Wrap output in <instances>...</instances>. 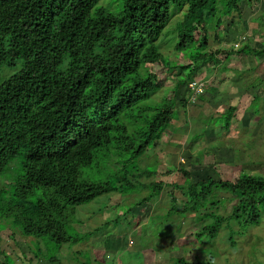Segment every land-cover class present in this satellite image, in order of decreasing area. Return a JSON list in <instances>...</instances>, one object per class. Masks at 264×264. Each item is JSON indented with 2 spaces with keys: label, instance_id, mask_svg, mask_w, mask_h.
I'll return each instance as SVG.
<instances>
[{
  "label": "trees",
  "instance_id": "16d2710c",
  "mask_svg": "<svg viewBox=\"0 0 264 264\" xmlns=\"http://www.w3.org/2000/svg\"><path fill=\"white\" fill-rule=\"evenodd\" d=\"M97 1L0 0V176L19 160L15 176L0 188V232L33 238V245L25 244L18 253V261L29 264L31 258L44 259L36 239L44 238L47 249L95 235L98 228L77 237L66 234L77 206L102 195L142 191L146 195L133 205H150L166 187L181 199L168 195L170 207L158 215V223L191 214L199 225L196 240L212 241L221 228L233 247L239 231L264 220L263 175L241 171L229 179L191 181L181 167L174 168L179 182H142L156 172L138 163L176 121V107L185 111L189 105L176 96L179 87L205 66L221 65L224 71L228 57L263 55V49L246 44L207 49L206 27L214 22L213 32L222 31V19L231 27L232 14L240 18L241 3L253 0H121L118 15L94 8ZM171 3L184 7L171 50L185 57L173 66L165 64L155 44L170 20ZM169 71L178 78L166 91L163 77ZM158 91L168 92L166 98L144 103ZM234 111L227 106L219 113L221 128L228 129ZM100 160L113 161L117 168L103 182L80 179V169ZM221 208L227 213L220 214ZM12 238L9 234L6 241ZM26 250L32 256L27 261ZM0 256L5 260L0 264H12L5 253ZM167 261L212 264L211 257Z\"/></svg>",
  "mask_w": 264,
  "mask_h": 264
},
{
  "label": "rangeland",
  "instance_id": "374dc122",
  "mask_svg": "<svg viewBox=\"0 0 264 264\" xmlns=\"http://www.w3.org/2000/svg\"><path fill=\"white\" fill-rule=\"evenodd\" d=\"M94 8H103L118 15L122 10V1L98 0ZM183 11L184 7L178 9L175 4L169 5L170 20L155 42L167 61L166 65H176V60L184 56L171 50L176 24ZM260 11L263 19L255 21ZM240 13L238 19L232 14L235 24L231 27H227V22L222 19V31L213 32L214 22L206 27L207 49L246 44L264 50V0L242 2ZM217 59L221 62V58ZM179 64H182L181 60ZM223 66H226L222 69L225 73L219 70V66H205L206 70L202 69L192 77V81L203 82L204 92L198 100L193 99L185 111L176 107V121L169 125L152 151L148 149L147 157L141 160L145 153L139 159L138 168L156 172L155 176L142 182H179L180 176L174 168L181 167L188 169L191 181L207 177L229 179L241 171L264 176V51L260 59L228 57ZM159 76L161 78L162 73ZM177 78H174L173 72L165 73L164 90H170ZM185 86L188 85H182L177 90L176 96L186 102L189 96ZM231 86H240L241 90ZM167 94L158 91L144 103H158ZM227 106H233L235 111L230 126L224 129L221 128L219 113L224 112ZM111 164L113 161L94 162L79 170L80 179L103 182L117 168ZM17 170L19 160H13L5 174L0 176V188H6ZM170 193L180 201L177 192L163 187L156 202L150 205H133L146 195L142 191L136 195H102L77 206L72 217L73 224L66 228V234L77 237L98 228L95 235L78 244H62L59 247L51 244L47 249L44 238L36 239L38 252L44 257L41 258L43 263L39 261L38 264H49L46 257H55L58 260L55 264H168L167 258L170 257L190 261H205L211 257L212 264H264V220L257 226L239 231L237 237L234 236L233 247L228 245L226 233L221 228L212 241L203 237L196 240L193 234L199 225L193 221L191 214L172 215L166 222L158 223V215L161 216L170 207ZM221 197L228 196L220 194ZM225 205H228L227 202ZM227 211V208L218 210L220 214ZM9 234H13L14 242L6 241ZM32 240L21 238L9 229L1 231L0 251L14 264L12 258L19 257V250L25 251V244L33 245ZM75 251H79L78 254ZM25 257L28 260L32 256ZM94 258L99 261H93ZM0 261L3 263L5 260L2 258Z\"/></svg>",
  "mask_w": 264,
  "mask_h": 264
},
{
  "label": "crops",
  "instance_id": "0c3cea01",
  "mask_svg": "<svg viewBox=\"0 0 264 264\" xmlns=\"http://www.w3.org/2000/svg\"><path fill=\"white\" fill-rule=\"evenodd\" d=\"M253 1H254V0H253ZM256 13H257V12H256ZM240 17H241V16H240ZM262 17H263V13L260 11L259 17H257V18L254 19V20H255V21H259V19H263ZM227 23H228V21H227ZM219 67H220V69H221V65H219ZM220 69H219V70H220ZM220 71H221V70H220ZM225 72H226L225 70L222 71V73H225ZM181 87H182V86H181ZM181 87H179V88H181ZM231 87H232V86H231ZM179 88H178V89H179ZM220 88H221V86H220ZM232 88H233V87H232ZM235 88H237L236 90H238V89L241 90V87H240V86H237V87L235 86L233 89H235ZM178 89H177V90H178ZM220 90H221V89H220ZM220 95H221V92H220ZM23 247H24V246H23ZM26 251H27V250H26ZM30 254H31V253H30L29 251H27L25 255H30ZM12 259L14 260V263L17 262V264H27V263H25V262H19V261H18V258H16V257H15V258H12ZM21 260H22V259H21ZM94 260L97 261V259H95V258H94ZM26 261H27V260H26ZM29 261H30L29 264H38L39 261H41V263H43V260H42L41 258H37V259L29 260ZM98 261H99V260H98ZM49 264H55V263H50V262H49Z\"/></svg>",
  "mask_w": 264,
  "mask_h": 264
},
{
  "label": "built area",
  "instance_id": "2783aa9c",
  "mask_svg": "<svg viewBox=\"0 0 264 264\" xmlns=\"http://www.w3.org/2000/svg\"><path fill=\"white\" fill-rule=\"evenodd\" d=\"M188 88L191 90V96H197L202 93V84L192 81L188 84Z\"/></svg>",
  "mask_w": 264,
  "mask_h": 264
},
{
  "label": "clouds",
  "instance_id": "9594fccd",
  "mask_svg": "<svg viewBox=\"0 0 264 264\" xmlns=\"http://www.w3.org/2000/svg\"><path fill=\"white\" fill-rule=\"evenodd\" d=\"M234 47H236V45H234ZM190 82H192V80H191ZM190 82H189V83H190ZM195 82H198V83H201V84H202V93L199 94V95H197V96L192 97V96H191V90L188 88V86H185V87H186V90L188 91V96L191 97V99H189V97H188V99H187V101H186L188 104H190V102L193 101V99L198 100L197 97L202 96V94H203V92H204V84H203V82H201V81H195ZM189 83H188V84H189ZM188 84H187V85H188Z\"/></svg>",
  "mask_w": 264,
  "mask_h": 264
}]
</instances>
